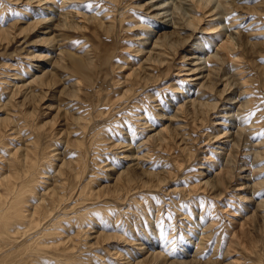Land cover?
<instances>
[{
    "label": "rangeland",
    "instance_id": "1",
    "mask_svg": "<svg viewBox=\"0 0 264 264\" xmlns=\"http://www.w3.org/2000/svg\"><path fill=\"white\" fill-rule=\"evenodd\" d=\"M145 1L72 0L66 18L0 0V199L9 180L36 189L23 225L0 227V264H264V0L172 8L219 25L194 40L203 86L184 74L190 46L150 52L143 26L166 28Z\"/></svg>",
    "mask_w": 264,
    "mask_h": 264
},
{
    "label": "bare ground",
    "instance_id": "2",
    "mask_svg": "<svg viewBox=\"0 0 264 264\" xmlns=\"http://www.w3.org/2000/svg\"><path fill=\"white\" fill-rule=\"evenodd\" d=\"M35 1H37V2H39V3H37V4H39V5H36V6H39L40 7V10L39 11H44L45 12V14H52V15H55V13L56 12H58V13H60V16H64V17H73L75 14H73L72 12H64V11H60V7L61 6H59V5H61L63 2L64 3H67V2H72V0H65V1H62L61 2V4L60 3H58L59 5H57V3H55V4H53V6L52 5H47V6H45V7H43L42 5H40V3L42 2V0H35ZM45 1V0H44ZM48 1L49 0H46V3L45 4H47L48 3ZM54 1V0H53ZM52 0H51V2H53ZM33 2V1H32ZM55 2V1H54ZM59 2V1H58ZM181 0H146L144 3H142L141 5H138L139 6V8H143L144 9V11H146V13L148 14V16L149 17H151V18H155L157 21H159V24H160V27L162 28V29H169V30H164L162 33H160L159 32V30L157 31L156 29H151L149 26L148 27H144L143 26V31H144V33L145 34H147V35H156V34H159L158 36V38H156V40H155V44H154V46L152 47V49L150 50V52H152V51H154V49H158V48H160V49H162L163 48V50H164V47H166V46H168L169 47V45L171 46L172 44H176V45H178V43H182V45H187V46H190V49L189 50H187V54H185V55H183V59H184V61L185 60H187L186 62H188L187 64H188V67L187 68H185L184 70H186V72L184 73L185 75H187V76H189L190 77V80H191V82H195L196 81V83L198 84V85H204L207 81H208V79L211 77L210 75H211V72H210V70L211 69H206L205 68V66L203 65V63L204 62H202L201 61V57H199V54H201V52L203 51V49H202V47H201V44L200 43H197V42H195L196 40H198L197 38H196V35L198 34V33H203V31H205V30H207L208 32L209 31H211V29L212 30H217L218 29V26L219 25H216V24H211L210 25V23L208 24V27H202L201 28V32H200V27H199V25L202 23V18H200L199 16H197V15H195L194 17H192V18H190V20L187 22V24H185V25H183L182 23L183 22H179L178 20V22H176V19H177V17L175 18V21H173L172 20V18L174 17L173 16V10H176V9H178V8H180V6H182L181 5ZM179 3V4H178ZM178 4V5H177ZM205 4H207V3H205ZM59 6V7H57V6ZM64 5V4H63ZM66 5V4H65ZM64 5V6H65ZM177 5V6H176ZM208 5V4H207ZM204 6V3H201V2H199L198 1V4H197V6H195L196 8V10L197 11H199V9L201 10H205V9H207L208 8V6ZM69 6V5H68ZM175 6H176V8H175ZM62 8V7H61ZM172 8H173V10H172ZM218 8V7H217ZM64 9V8H63ZM62 9V10H63ZM217 10V9H216ZM215 10V8L213 9V8H209L208 10H206L203 14H207V13H215L214 15L216 16V14L217 13H220L221 11L220 10H218V11H216ZM70 11V10H69ZM189 13V12H188ZM146 14V15H147ZM59 15V14H58ZM219 15V14H218ZM59 16V17H60ZM176 16V15H175ZM58 17V18H59ZM64 17H60V18H64ZM51 18H53V17H51ZM188 18V19H189ZM50 18H46V17H44L43 18V23H45V27H44V29L46 30V31H44V32H42V31H40V32H42V34H53V36L52 37H55L56 35L54 34V31H56V26H55V24H53V23H51L50 22ZM154 20V19H153ZM217 20V19H216ZM219 21H220V18H219ZM221 22V21H220ZM38 23V22H37ZM49 24V25H48ZM232 25V24H231ZM202 26V25H201ZM43 27V26H42ZM223 27V26H222ZM225 27V26H224ZM220 29H222V28H220ZM6 31V30H5ZM183 34V35H182ZM52 37H42V41H45V42H48V40H50ZM57 37V36H56ZM55 37V38H56ZM237 38V37H236ZM141 39V41L142 42H145L146 43V41L147 40H149V37H141L140 38ZM58 40V39H57ZM57 40H54V43H52V45L51 46H53V45H60L58 42L59 41H57ZM195 40V41H194ZM238 40V39H237ZM160 44H162V46H160ZM191 44V45H190ZM193 44V45H192ZM142 45V44H141ZM175 45V46H176ZM181 45V46H182ZM203 46V45H202ZM234 46V43H233V40H232V38H231V36H229L227 39H226V41L225 42H223V44L220 46V49L221 50H224V51H229V52H232V51H234L235 49V47H233ZM242 47V46H241ZM166 49V48H165ZM240 49V48H239ZM219 50V49H218ZM161 52V51H160ZM160 52H158V53H160ZM166 52V51H165ZM155 53V52H154ZM161 54V53H160ZM228 54V53H227ZM224 55V54H223ZM238 56V55H237ZM209 59V58H208ZM205 60V59H204ZM206 61H207V59H206ZM209 66V65H208ZM209 68V67H208ZM36 70H40V67H38V68H36ZM37 78V77H36ZM213 81V80H212ZM30 84V83H29ZM28 84V85H29ZM196 84V85H197ZM25 86V85H24ZM26 87V86H25ZM203 88V87H202ZM28 90V89H27ZM212 90V89H211ZM243 92H244V90H243ZM243 92H241L242 94L241 95H243L244 93ZM227 98H229V97H227ZM235 100V98H232L231 97V99H229V100H226V102H227V105L229 106H227V108H225L226 110L227 109H229L230 107H232L233 105H235L236 104V101H234ZM193 101V100H192ZM195 103V102H194ZM200 104H201V102H200ZM225 107V106H224ZM234 107V106H233ZM240 108V107H239ZM230 110V109H229ZM225 112H227V111H225L224 110V113ZM223 113V112H222ZM225 114H228V113H225ZM222 115H224V114H222ZM163 118V117H162ZM222 118H224V117H222ZM169 119V118H168ZM169 120H171V119H169ZM229 121V119H225L224 118V120H223V123L224 124H222V126L224 125V129H227V127H226V124H227V122ZM219 124H221V123H218V125ZM228 126V125H227ZM150 127V126H149ZM229 127V126H228ZM178 128V127H177ZM150 130H152V129H150ZM227 130H229V129H227ZM229 131H231V129L229 130ZM235 131V130H234ZM236 133V132H235ZM233 135H234V133H232V132H225V134H224V136H227V137H233ZM238 135V134H237ZM235 137V136H234ZM229 138V139H230ZM219 140V139H218ZM232 140V139H231ZM215 141H216V139H215ZM259 143V142H258ZM128 145V144H127ZM127 145H125V146H127ZM257 145V144H256ZM124 146V145H123ZM124 146V147H125ZM140 146V145H139ZM129 148V147H128ZM130 148H131V146H130ZM139 148V147H138ZM254 148H255V146H254ZM252 150V149H251ZM256 152V151H255ZM255 152H254V154H255ZM220 153V152H219ZM257 155H258V153H257ZM137 156V155H136ZM139 156V155H138ZM129 160H133V161H135L137 158L134 156V157H127ZM138 159H140V162H142V161H144V160H142V158L141 157H138ZM256 160V159H255ZM260 160V159H259ZM257 161V160H256ZM251 162V161H250ZM249 162V163H250ZM136 163V162H135ZM144 164V163H143ZM253 165V164H252ZM34 166V165H33ZM242 168V167H241ZM243 169V168H242ZM31 170V169H30ZM34 170V169H33ZM246 170V169H245ZM30 174V173H29ZM242 177H244V179L246 178V180H248L247 179V176H243V175H241ZM242 177H240V178H242ZM29 178V177H28ZM32 178V177H31ZM30 178V179H31ZM34 178V177H33ZM33 180H35V179H33ZM12 180H9V182L8 183H5L4 185H6V187H4V191H5V194H7V195H10V194H12L13 195V198H11L12 200H9L8 198L9 197H7L6 196V198L5 199H0V227H5V229H7V231L11 228L10 226L11 225H15V224H17V223H24V221H23V218H26V216L28 215V213L27 214H25V212L26 211H28L27 209V207H28V196L29 195H31L32 193H36V189H35V187L34 188H31L30 187V189H24L23 188V186H20L19 187V185H17V184H15L14 182H11ZM14 181V180H13ZM30 181V180H29ZM28 181V182H29ZM32 183H33V181H31ZM27 183V182H26ZM32 183L30 184V183H28V184H30V185H32ZM35 184V183H34ZM33 184V185H34ZM23 185H25V184H23ZM29 185V186H30ZM242 185H244V187H242V188H250L251 187V185L250 184H247V183H245L244 182V184H242ZM28 186V185H27ZM26 187V186H25ZM253 187V186H252ZM242 188H241V190H242ZM26 191V192H25ZM52 192H53V194H52V196L53 195H56V190L54 189V190H52ZM37 195V194H36ZM11 196V195H10ZM43 196V195H42ZM30 197V196H29ZM55 198V197H54ZM49 199V198H48ZM40 200V199H39ZM53 199L51 198L50 199V201H52ZM46 201V200H45ZM44 201V202H45ZM30 205V204H29ZM46 206V205H45ZM35 209H37V207L35 208ZM40 209V208H39ZM38 211V210H37ZM50 211V210H49ZM54 211V210H53ZM35 214V213H34ZM45 216H47V215H45ZM27 218H28V216H27ZM32 219V218H31ZM43 219V218H42ZM29 220V219H28ZM27 220V221H28ZM21 221V222H20ZM26 221V222H27ZM31 222V221H30ZM23 225V224H22ZM31 226V225H30ZM10 227V228H9ZM34 227V226H33ZM4 229V230H5ZM18 230V229H17ZM29 230V229H28ZM10 231V230H9ZM9 231L7 232V233H9ZM30 231V230H29ZM11 232H12V230H11ZM17 233V232H16ZM18 233H19V231H18ZM27 233V232H26ZM52 234H53V231L51 232ZM51 233H49V234H51ZM41 234H43L44 235V233H41ZM4 235V234H3ZM6 235V234H5ZM42 236V235H41ZM40 237V236H39ZM45 237H46V235H45ZM41 238V237H40ZM136 264H137V262H136Z\"/></svg>",
    "mask_w": 264,
    "mask_h": 264
}]
</instances>
